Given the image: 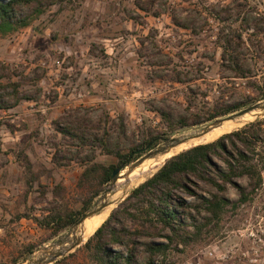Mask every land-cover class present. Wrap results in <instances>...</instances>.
Listing matches in <instances>:
<instances>
[{
    "label": "rangeland",
    "instance_id": "374dc122",
    "mask_svg": "<svg viewBox=\"0 0 264 264\" xmlns=\"http://www.w3.org/2000/svg\"><path fill=\"white\" fill-rule=\"evenodd\" d=\"M22 11L29 23L0 35V100L10 105L0 108V264H33L38 250L73 225L55 234L56 214L89 203L84 213L113 187L100 185V172L85 174L94 163L121 165L103 146L128 154L142 145L143 155L150 138L157 137L156 146L210 122L180 127V118L204 120L264 100V0H40ZM172 156L133 182L80 245L54 263L97 264L84 243ZM221 156H213L214 164L227 170ZM127 168L120 177L134 169ZM191 179L200 196L217 192ZM255 181L243 175L224 184L219 194L230 204L219 219L191 209L195 226L184 219L181 238L155 237L166 249L154 263L264 264V242L249 234L262 210ZM243 194L248 199L240 202ZM137 248L143 262L144 245Z\"/></svg>",
    "mask_w": 264,
    "mask_h": 264
},
{
    "label": "trees",
    "instance_id": "16d2710c",
    "mask_svg": "<svg viewBox=\"0 0 264 264\" xmlns=\"http://www.w3.org/2000/svg\"><path fill=\"white\" fill-rule=\"evenodd\" d=\"M38 1L40 0H0V35H7L26 26L29 18L20 13L23 12L24 6ZM17 101L15 98L11 105H15ZM4 107L8 108L10 105L1 98L0 108ZM239 108L238 105L228 106L223 111L210 114L204 120L199 116H195L190 122L180 118L179 126L186 127L203 121H212ZM80 139L86 142L85 137ZM156 140L157 137L150 138L143 145L149 150L155 146ZM259 143H264V117L223 134L215 141L195 145L170 157L149 178L129 192L87 239L84 243L85 249L97 264H155L154 256L164 253L166 244L153 239L165 237L172 241V236L174 239L181 238L182 233L187 231L184 219L190 218L194 225L195 217L191 209L200 214L201 208H204L210 216L209 220L219 219L227 212L230 201L219 193L224 190V184L231 182L233 177L246 175L249 179L256 180L255 186L260 187L262 170L259 169V164L264 166V146L263 149L257 150ZM101 145H104L103 142ZM103 147L106 153L114 154L118 158L119 164L135 161L142 155L144 149L142 145L136 146L132 147L128 154H120L118 151ZM221 153L228 158L225 160L227 170H221L214 164L213 156L222 158ZM115 167L94 163L85 169V174L100 172L101 185L110 181ZM191 178L204 182L217 192H211L209 197L200 196L188 185L192 183L197 186ZM176 191L200 198L201 204H193ZM247 199L248 197L243 194L239 201ZM88 205L89 203H86L82 210L74 213L56 214L51 220L55 221V234L76 223ZM141 237H148L150 240L144 242L140 240ZM142 244L147 258L139 262L137 247ZM112 245H119L122 248L116 250Z\"/></svg>",
    "mask_w": 264,
    "mask_h": 264
},
{
    "label": "water",
    "instance_id": "95a60500",
    "mask_svg": "<svg viewBox=\"0 0 264 264\" xmlns=\"http://www.w3.org/2000/svg\"><path fill=\"white\" fill-rule=\"evenodd\" d=\"M252 111H261V113L257 117H255L256 119L264 117V100L252 103L246 107H243V108H241L237 111H234L230 114H227L225 116L217 117V118L213 119L212 121H210L209 123L201 126L200 128H198L195 132H193L191 134H187V135L183 134V135H180L177 137H170V138L164 139V142L162 144L156 145L154 148L149 149L145 154L140 156L138 159H136L131 164H128V165L121 164L119 166H116L112 170L111 178H110V184L114 183L118 179L121 170L125 166L128 167L127 170L130 171L131 169H133L134 167L139 165L141 162H143L145 159L155 158L159 154L166 152L171 147H173L177 144H180V143L184 142L185 140L200 137V136L206 134L207 132H209L214 127L221 125L224 120H233L239 116H242L246 113H250ZM109 190H110L109 188H106L101 193L99 198L91 204V206L83 213L82 217L70 227V229L68 230V232L66 234H61L55 240H53L50 244H48L47 246L38 250L36 253H39V254L34 261L35 264H52L55 261H57L58 259L66 256L69 252L73 251L76 247H78L81 243V239L77 238L76 236H70V235H75L77 228L79 226L84 225L85 219L87 217L97 213L101 208H103L105 206V204L107 203L106 202V194L109 192ZM126 193L123 195L122 199L124 198ZM101 199L103 201L99 202ZM36 253H34V254H36Z\"/></svg>",
    "mask_w": 264,
    "mask_h": 264
},
{
    "label": "bare ground",
    "instance_id": "6f19581e",
    "mask_svg": "<svg viewBox=\"0 0 264 264\" xmlns=\"http://www.w3.org/2000/svg\"><path fill=\"white\" fill-rule=\"evenodd\" d=\"M261 113V111H252L250 113H246L242 116L237 117L233 120H224L221 125L214 127L206 134L191 138L188 140H185L184 142L177 144L173 147H171L166 152H163L159 154L157 157H155L153 160L147 159L144 163L142 162L141 165L138 167H134V169L131 172H126L123 174V176H119L118 179L113 183V187L111 185V189L106 194V204L103 208H101L97 213L89 216L87 219L88 221L83 225L79 226L76 230L75 235L70 236H76L77 238L81 239V242L86 237V235L91 232L108 214L110 209L120 200V198L124 195L126 190L129 188V186L140 179H142L144 176H146L147 173H149L155 166H158V164L164 160L165 158L175 155V153L179 152L180 150L184 148H188V146L198 143H204L209 141H213L216 138H218L223 133H228L231 130L235 129L236 127L244 124L245 122H249V120L255 118ZM205 144V143H204ZM133 185V184H132ZM101 199L99 202H102ZM38 256L35 255L34 260ZM32 259V258H31ZM35 264V262L33 263Z\"/></svg>",
    "mask_w": 264,
    "mask_h": 264
},
{
    "label": "built area",
    "instance_id": "2783aa9c",
    "mask_svg": "<svg viewBox=\"0 0 264 264\" xmlns=\"http://www.w3.org/2000/svg\"><path fill=\"white\" fill-rule=\"evenodd\" d=\"M262 75H264V67L262 70ZM259 190L261 192V198H262V210L259 215H257L256 221L253 225V227L250 229V236L257 238L259 241L264 242V176L262 174V180L259 187Z\"/></svg>",
    "mask_w": 264,
    "mask_h": 264
},
{
    "label": "crops",
    "instance_id": "0c3cea01",
    "mask_svg": "<svg viewBox=\"0 0 264 264\" xmlns=\"http://www.w3.org/2000/svg\"><path fill=\"white\" fill-rule=\"evenodd\" d=\"M221 2H224V1H221Z\"/></svg>",
    "mask_w": 264,
    "mask_h": 264
}]
</instances>
